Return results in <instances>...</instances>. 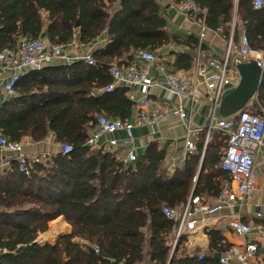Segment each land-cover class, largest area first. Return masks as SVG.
<instances>
[{
  "label": "trees",
  "instance_id": "obj_1",
  "mask_svg": "<svg viewBox=\"0 0 264 264\" xmlns=\"http://www.w3.org/2000/svg\"><path fill=\"white\" fill-rule=\"evenodd\" d=\"M195 2L206 28L230 27L234 0ZM236 15L250 48L264 60V7L257 10L252 0H238ZM237 31L235 25L234 41ZM43 35L61 46L76 39L88 48L102 35L107 43L91 52L93 65L77 59L27 72L0 106L4 139L39 143L52 135L55 142L72 146L67 154L59 152L44 164L32 165L29 175L20 173L16 162L0 171V264H110V259L141 264L146 255L150 264H220L213 255L229 250L220 231L205 229L208 249L199 259V251H187L183 232L176 238L177 223L162 210L218 195L220 183L229 179L219 167L226 136H212L202 161V141L197 143L196 152L173 173L165 168V149L156 143L128 165L86 145L99 116L124 121L133 112L126 87L102 92L113 82L112 63L128 65L132 52H154L170 42L193 49L198 38L184 40L169 31L161 0H0V51L19 39ZM191 65L189 54H176L174 68L188 70ZM256 105L260 112L255 113H262L264 83ZM58 217L71 234L54 245L37 244Z\"/></svg>",
  "mask_w": 264,
  "mask_h": 264
},
{
  "label": "built area",
  "instance_id": "obj_2",
  "mask_svg": "<svg viewBox=\"0 0 264 264\" xmlns=\"http://www.w3.org/2000/svg\"><path fill=\"white\" fill-rule=\"evenodd\" d=\"M254 9L264 7L262 0H252ZM168 9L178 10L188 18L199 24L198 50L202 47V39L207 29L203 17H198L200 11L195 0H180L168 3ZM234 23H231L232 30ZM222 33V29L216 31ZM75 40V39H74ZM73 40V41H74ZM71 42L66 46L45 43L40 38L35 40L19 39L12 48L0 51V71L5 76L3 79V90L7 97L14 95V88L25 72L40 70L55 63H71L72 59L65 51V47L77 46V42ZM234 49L236 58L231 59V51ZM133 57L147 66H154L156 70L164 72L161 65L156 64L158 56L147 50L134 52ZM78 59H82L87 65H93L94 61L90 51H82ZM244 60H251L258 69L264 67L263 55L259 51L252 50L245 32L240 33L239 45L235 46L232 39L227 41L226 54L223 61L213 59L203 60L199 53L195 59V72L192 77L177 74H165L163 83L153 80L146 67L136 64L127 67H120L116 63L111 64V75L113 82L102 89V92H111L117 84H123L128 89V97L133 102L134 116L129 121L99 116L96 125L88 136L87 146L98 148L101 138L113 136L116 133H124L125 137L120 140L110 139L106 145L115 149L121 144L123 165L132 164L137 159L136 146L132 130L134 128L148 126L154 133L155 127L165 121V117L186 119V113L181 107H174L168 114L158 107H153L150 100V89L153 87H163L170 95L189 103L199 105L201 99H206L210 106V115L206 127V140L212 130L220 131L227 137L226 149L220 160V168L229 175L228 181L221 184V189L212 205L204 207L200 205L198 199L189 200L179 209L164 208L162 213L168 219L177 223L176 238L184 229L191 230L195 225V220L189 219L203 213L206 217L202 219L205 224L209 223L210 216L222 209L231 210L236 201H243L254 190L255 176L253 173L254 157L259 151L264 138V111L260 114L242 109L233 119H222L218 117V109L221 104L226 88L233 85L229 71H235V67ZM74 61V60H73ZM101 91V90H99ZM202 129H187L184 135L185 153L195 152V141ZM22 143L10 142L0 134V153L9 154L1 161L0 166L8 170L11 162H16L18 171L24 175H29L32 165L44 164L48 161L49 154L26 155L22 151ZM62 154L72 151V146L66 143H59ZM114 152V151H113ZM1 170V169H0ZM2 171V170H1ZM233 185V186H232ZM261 217L260 213L255 214ZM228 228L239 236H246L252 232L251 227L240 221L237 215H229ZM262 232L260 229L258 230ZM258 245L256 242L245 243L243 250L239 253L224 254L220 257V264H229L234 257L239 263L246 261L256 254ZM97 253L98 248L93 246ZM202 258V256H199ZM110 264H123L109 260Z\"/></svg>",
  "mask_w": 264,
  "mask_h": 264
},
{
  "label": "crops",
  "instance_id": "obj_3",
  "mask_svg": "<svg viewBox=\"0 0 264 264\" xmlns=\"http://www.w3.org/2000/svg\"><path fill=\"white\" fill-rule=\"evenodd\" d=\"M262 1L264 4V0ZM169 2L170 0H161V6L164 8V15L167 20V26L169 31L172 34L178 35L184 40L191 35L198 38L200 32L199 24L191 18L186 17L178 10L168 9L167 6ZM237 3L238 0H234L233 19L231 21V23L233 22L234 25L238 27V34L236 36L237 38L235 41L233 39L234 29L232 30L231 25L230 27L228 25L225 26L224 30H222V33H217L215 30H210L207 28L204 32V37L202 39V47L200 48V50H198L199 43H197L195 48L190 49V47L184 45H176L174 42H170L167 46H164L161 49L154 51V53L158 56L156 64L161 65L164 68V72L156 70L154 66L144 65L142 62L138 61L134 57H132V61L128 65H124V62H122V60H116L115 63L120 67H126L133 64H136L141 67H146L153 80L158 83H163L164 73L186 75L192 77L195 72V59L198 53L202 56L204 61H206L207 59L223 61L226 54L228 39L231 38L232 42L234 41L233 44L235 46L239 45L240 33L243 31V28L241 27V23L237 20ZM227 30L229 32L228 37L224 35ZM40 39L45 43H50L46 35L41 36ZM73 42H77V46L73 44L69 47L64 48L69 57L72 59V61L77 60V57L82 51L92 52L96 48H104L107 43V37L106 35L100 36L97 41H95V43L88 48L82 46L76 39ZM178 53H185L191 56V68H189L188 70H177L176 68H174L173 64L176 60V54ZM130 55L133 56L134 52H132ZM230 58H236V53L234 52V49H232L231 51ZM250 61L251 60H244L242 61V63L248 64L250 63ZM27 72H25L24 74H26ZM229 74L232 78L233 85L226 88L221 103L223 102L224 97L237 86L239 81V75L236 71V67L235 71L231 69L229 71ZM4 76L5 74L0 71V106L2 102L10 98L7 97L3 90ZM115 87L125 86L123 84H117L115 85ZM149 97L152 106L158 107L159 109L164 111L165 114H168L170 110L174 107H181L186 113V119L179 120L177 118H170L169 116H166L165 121L155 127L154 133H152V129H150L148 126L134 128L132 130V134L134 138V144L136 146L137 157L138 155L143 153V151L149 144L156 143L159 145L160 148L165 149V168L169 173H173L176 169H180L184 165V162L196 152L195 149V152L191 155L185 153L184 135L187 132V129H202L198 135V138L195 141V148L197 143L202 141L203 148L201 161L204 156L205 147L208 141L212 139V136H214L215 133H220L221 135L226 136L220 131L212 130L209 132L208 140H206V127L211 111L206 99L202 98L201 103L199 105H192L187 100H181L176 98L175 96L170 95L165 88L159 86L150 89ZM220 107L221 104L217 112L219 118L234 120L235 116L238 114L237 112L235 115L224 117L222 113H220ZM243 109L249 110L253 113L258 112L259 106L256 105V97H253ZM261 110L263 111V109ZM134 112L135 111L133 110L131 117L126 121L132 119V116H134L135 114ZM92 130L93 129H91L90 132ZM124 137V133H116L111 137L106 136L101 138L97 146H99L98 148H102L104 151L114 154L115 157L122 159L123 156L121 153V144L115 147V149H112L108 145H106V143L110 139L120 141ZM21 143L23 147L22 151L26 155L49 154L50 156H52L60 152L59 143L55 142L54 137L52 135H50L47 139L39 143H34L28 138L24 139ZM8 156L9 154L0 153V158ZM1 161H3V159ZM201 164L202 162H200L197 174L201 169ZM0 169L5 170V168H2L1 166ZM253 173L255 176L254 190L249 194L246 199H244L243 201H236L230 211L222 209L221 211L211 215L209 217L210 220L208 224H205L202 221V219L206 217V214L203 213L202 215H200V219L195 220L196 223L191 230L184 229L183 234L186 238V249L188 252L199 251L200 254L198 255V258L202 259L199 256L205 255L208 249V239L205 235V229L215 228L222 233L227 244L229 245V250L223 254H220V257L227 253H239L243 250L245 243L256 242L258 245L257 252L254 257L248 259L245 264H264V138L259 151L254 157ZM224 181L228 180H223L220 183V189L221 184ZM216 197L217 196L207 198L204 196L195 198L198 199L200 205L207 207L214 203ZM257 212L261 214V217L255 216ZM231 214L237 215L241 222L249 225L251 227L252 232L246 236H239L233 233L227 226L229 215L231 216ZM259 229L262 232L258 231ZM70 234V226L65 222L63 217H58L57 219L49 222L47 232L40 234L35 242L40 246L54 245L58 238ZM141 264H150L147 255L145 256L144 261ZM229 264L241 263H239L234 257H232L229 261Z\"/></svg>",
  "mask_w": 264,
  "mask_h": 264
},
{
  "label": "water",
  "instance_id": "obj_4",
  "mask_svg": "<svg viewBox=\"0 0 264 264\" xmlns=\"http://www.w3.org/2000/svg\"><path fill=\"white\" fill-rule=\"evenodd\" d=\"M236 71L239 75L238 84L224 97L221 103L220 113L224 117L235 115L242 110L253 97H256L260 86L264 83V67L258 69L253 61L248 64H238ZM4 158L1 157L0 162ZM197 219H200V215L193 216L189 220ZM214 258L219 260L220 254L216 253Z\"/></svg>",
  "mask_w": 264,
  "mask_h": 264
}]
</instances>
